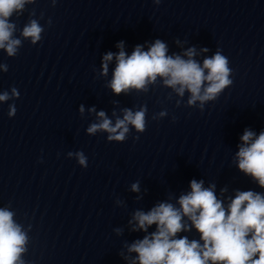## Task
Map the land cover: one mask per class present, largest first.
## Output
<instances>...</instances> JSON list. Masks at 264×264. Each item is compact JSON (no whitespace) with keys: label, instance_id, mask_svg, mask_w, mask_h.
I'll use <instances>...</instances> for the list:
<instances>
[{"label":"clouds","instance_id":"clouds-1","mask_svg":"<svg viewBox=\"0 0 264 264\" xmlns=\"http://www.w3.org/2000/svg\"><path fill=\"white\" fill-rule=\"evenodd\" d=\"M33 0H0V49L8 56H15L21 40L14 36L16 24L10 20L14 14H22L25 5ZM159 3V0H156ZM43 27L36 19H31L22 29L21 35L30 38L35 44L41 39ZM118 53L109 52L103 57V75L108 73V64L115 57L116 66L112 80L108 85L114 94L128 93L131 90L147 91V85L155 83L157 78L165 86L172 88L183 97L190 93L188 105L197 101L201 107L207 101L214 100L229 86L231 69L228 58L217 51L205 58L201 66L193 57L195 48H189L183 58L180 55H168V46L160 39L155 40L145 51L142 45L135 46L131 55L123 48V42L117 44ZM207 51V49H202ZM7 71V66H3ZM12 96H18L16 88ZM10 99L8 92L0 94V101ZM83 106L80 111L83 112ZM95 111V109H90ZM11 108L9 115H13ZM165 113L161 112L163 116ZM115 115V113H113ZM146 108L133 112L123 109V118L117 117L115 124L104 111L97 113L99 122L91 124L87 132L90 135L98 131L107 132L109 141H124L130 131L129 125L138 133L146 130ZM139 139V137H135ZM242 144L236 153L238 168L251 176L264 189V132L258 136L245 129L240 137ZM71 155V153H69ZM82 166L87 160L82 152L77 153ZM190 191L180 195L176 207L164 201L149 211L137 210L129 221L132 231H143L142 239L134 241L129 253H136L132 264H264V192L237 190L234 197L229 196L225 205L223 198L227 189H221L217 196L216 185L204 186L203 180L190 181ZM133 191L139 190L138 184L132 185ZM13 213L0 209V264H24L21 254L27 236L13 220ZM155 225V230L149 228ZM194 228L199 239H189L180 233L190 232Z\"/></svg>","mask_w":264,"mask_h":264}]
</instances>
